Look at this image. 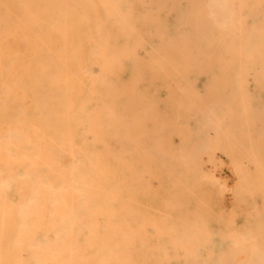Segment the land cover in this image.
Here are the masks:
<instances>
[{"label":"rangeland","instance_id":"obj_1","mask_svg":"<svg viewBox=\"0 0 264 264\" xmlns=\"http://www.w3.org/2000/svg\"><path fill=\"white\" fill-rule=\"evenodd\" d=\"M161 1L0 0V114L23 116V130L33 139L58 136L77 113L74 106L58 105L56 87L47 85L61 48L79 49L90 65L98 63L93 54L104 47L103 35L111 37L106 47L112 52L129 49L135 34L143 38L142 96L111 103L122 108L123 121L92 109L96 119L111 121L80 122L74 144L60 145L67 150L65 160L44 156L42 140L24 169L32 175H71L75 159L89 165L88 156L110 147L108 161L117 171V149L123 140L132 144L123 156L126 197L111 203L113 215L126 204L122 217L111 222L98 214L78 231L70 222L66 191L56 196L64 220L56 264H264V0H217L222 13L217 21L209 0H170L173 9L163 15L180 40L175 36L172 45L174 69L164 64L163 71V62L151 61L149 44L154 38L161 47V37L154 36ZM185 72L191 73V84L179 77L169 81ZM90 73L106 77L98 65ZM10 84L20 85L21 94L5 90ZM16 97L21 114L1 107ZM99 123L101 134L95 137ZM152 144L155 154L146 146ZM44 160L48 168L41 165ZM103 169L101 157L95 159L89 193L106 192L95 178ZM88 175H82L86 182ZM36 185L22 181L16 192L26 198ZM72 200L80 203L81 195Z\"/></svg>","mask_w":264,"mask_h":264},{"label":"bare ground","instance_id":"obj_2","mask_svg":"<svg viewBox=\"0 0 264 264\" xmlns=\"http://www.w3.org/2000/svg\"><path fill=\"white\" fill-rule=\"evenodd\" d=\"M169 1H161L162 10L158 7L162 12V17L158 21L159 24L155 29L156 34L154 36L161 37V47L157 45V41L154 38L150 40V58L154 64L160 61L163 62V65L166 64L174 69L172 63V45L177 42L176 37L180 33L176 36L174 31L170 29L169 21L164 18V10L173 9L168 6ZM209 3L215 17L214 19L217 21L222 17V13L219 10L221 3L217 0H209ZM109 8L116 9V6L111 3L109 4ZM186 18L187 16L183 13L180 15V19L185 20ZM102 38L101 45L104 47L95 50L93 54V57L98 63H91L90 65L86 63L79 49L70 51L61 48L60 63L52 65L49 68L47 85L50 88L56 87L57 93L54 95V98L59 103L58 105L61 107L74 106L77 112L73 114L71 120L68 122L66 126L67 130L62 131L54 138L45 136L41 139H33L23 130L27 125V120L23 116L20 115L16 119H13L8 114H0V127H2L0 130H3V133H0V264L57 263L61 244V225L64 220L61 219L59 214V210L62 208V202H59L56 196L63 191H66L67 208L72 213L70 222L76 225L75 230H86L88 222L97 217L96 215L98 214H105L111 222L123 216L126 204L119 207L120 209H118L116 215H113L111 203L116 198L126 197L127 179L124 173L126 162L123 156L127 152V149L132 147L131 142H125L123 140L124 142L119 146L121 149H117L116 151L119 167L117 171L112 170L108 161L112 155V152L110 153L112 148L110 147L101 154L88 156L89 165L75 159L72 162L73 174L71 175L55 173L52 176V174H45L46 171L38 175H32V173L27 174L24 170L32 165L31 159L35 156V151L39 149L42 140L45 142L42 151L44 156L47 153V156L49 154L50 158L52 157V160L56 162L65 160L67 159V150L61 148L60 145L65 140H69L74 144L77 139L75 127L80 122L81 124L82 122L89 124L93 120H97V122H110L111 119L122 122V111L120 110L122 108L112 106V101L118 99V97L131 98L142 96L141 84L145 80V74L140 56L143 39L141 34L133 35L127 44L129 45V49L122 48L118 52H112V50L106 47L111 42L109 35H103ZM69 43L75 44L70 41L63 42V44ZM114 62L115 65H113ZM94 65H98L101 68L102 74L104 73L105 75H103L106 77L94 79L90 73ZM165 68V65L161 66L162 71ZM99 73L101 72L99 71ZM110 76L113 79H110ZM178 77L182 78L183 84H191L189 81L191 77L190 72L179 73L175 77H170L169 81L171 83H177L176 79H179ZM149 79L150 76H147V81ZM5 88V90L8 89L16 96L21 94L23 90L20 85L16 84L5 85ZM95 94H98L96 96L97 99H94ZM1 107L4 109L14 108L21 114L20 110L22 105L18 97L10 104H1ZM92 109L99 112L107 111L111 119L110 117L109 119H99V115V118L96 119V116L90 114L92 112L90 110ZM101 125L102 123H99L96 126V130L93 131L95 137H100ZM146 146L155 154V146L153 144L152 146ZM99 157H101L104 169L95 178L101 180L106 192L91 194L88 188L92 187V179L94 178L90 177L88 172L95 159ZM47 158L49 159V156ZM41 165L48 168L49 162L44 160L41 162ZM83 174L88 175L87 182L83 179ZM25 180L31 181L33 185L37 183L36 191L26 198H20L16 192V186ZM67 182H69L68 185ZM77 194L81 195V201L78 204L72 200ZM96 207L103 209L102 211L94 210ZM34 225L37 227V234L33 232L32 228ZM39 231L42 232L40 233ZM89 251L93 253L92 249ZM105 252L107 251H101V254L104 255L106 254ZM103 259L109 258L103 257Z\"/></svg>","mask_w":264,"mask_h":264}]
</instances>
